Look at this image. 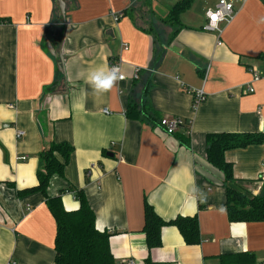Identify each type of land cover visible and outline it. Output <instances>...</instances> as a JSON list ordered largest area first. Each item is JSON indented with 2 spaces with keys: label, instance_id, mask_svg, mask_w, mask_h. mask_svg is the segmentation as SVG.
Masks as SVG:
<instances>
[{
  "label": "crops",
  "instance_id": "1",
  "mask_svg": "<svg viewBox=\"0 0 264 264\" xmlns=\"http://www.w3.org/2000/svg\"><path fill=\"white\" fill-rule=\"evenodd\" d=\"M236 1L216 44V33L202 29L206 9L195 12L193 2L172 37L173 27L158 18L173 4L155 0L149 20L136 14L137 0H64V17L56 0H0V264H57L44 197L18 194L36 185L39 152L50 141L73 151L47 193L84 194L96 228L111 233L116 264H141L148 255L154 264H217L219 255L238 252L252 253V264L264 261V221L230 222L221 176L205 162L208 133H264V76L252 81L251 73L264 74V0ZM116 59L125 79L95 95L88 72ZM202 86L206 97L192 109L189 89ZM146 87L159 116L189 123V148L157 123L127 118L128 101L141 103ZM224 156L242 192L264 189V142ZM61 200L67 210L79 206L70 191ZM145 202L164 220L196 215L200 242L186 244L166 225L160 246L149 250Z\"/></svg>",
  "mask_w": 264,
  "mask_h": 264
},
{
  "label": "trees",
  "instance_id": "2",
  "mask_svg": "<svg viewBox=\"0 0 264 264\" xmlns=\"http://www.w3.org/2000/svg\"><path fill=\"white\" fill-rule=\"evenodd\" d=\"M193 0H176L163 18H158L173 27L172 37L180 28V14L186 10ZM154 29V28H153ZM150 27L154 42H160L155 30ZM156 55L160 50H155ZM147 87L142 93L143 101L135 102L131 98L127 103L125 115L139 122L158 125L161 116L151 109L147 101ZM182 128V129H181ZM181 129V130H179ZM189 123L184 122L172 133L177 142L189 148ZM264 142V133H232L218 132L205 135V162L221 176L225 188V207L230 222L264 221V189L257 194L242 192L236 184L233 165L224 154L227 150L258 145ZM73 151L68 143L50 141L39 152V166L36 170L37 183L34 187L20 190L18 194L39 192L55 221L54 260L57 264H116L110 252L108 239L110 232L99 230L95 226V214L81 191L69 187L60 189L58 194L49 195L47 188L53 176H64V169ZM70 191L79 201V206L67 210L61 200L63 192ZM166 225H174L179 230L186 244H198L200 231L197 216L178 215L171 220L162 219L152 208L144 203L143 232L149 250L161 244V229ZM254 255L249 252L221 254L217 264H252ZM141 264H154L148 255Z\"/></svg>",
  "mask_w": 264,
  "mask_h": 264
},
{
  "label": "built area",
  "instance_id": "3",
  "mask_svg": "<svg viewBox=\"0 0 264 264\" xmlns=\"http://www.w3.org/2000/svg\"><path fill=\"white\" fill-rule=\"evenodd\" d=\"M242 1V0H241ZM236 12V9L234 7V0H217L214 8L210 9L208 8L206 10V17L207 21L205 24H203L202 29L207 30V31H214L216 33V44H221L220 40V35L223 29V25L228 24L234 17ZM215 13H219V16L217 17L216 21L214 22L212 20V15ZM122 15V13H116L114 14V18L117 19ZM223 24V25H222ZM122 48L126 49L127 45L125 43L122 44ZM112 66H116L120 72L121 71V61L119 59L112 60L109 63L108 68H111ZM139 68L135 67L133 69V74H132V79H135L138 77L139 73ZM252 81H258L264 74L261 72H258L256 69H252ZM123 74V73H122ZM124 75V74H123ZM125 77V75H124ZM125 79V78H124ZM122 79V80H124ZM191 95H192V102H191V108L195 109L196 106L201 103L205 97L206 93L204 91V87L200 88H192L189 89ZM247 91L248 92H253L254 88L252 86H247ZM107 112L106 110H104ZM185 121L182 118L179 117H168V116H163L160 118L158 125L163 128L166 134L171 135L178 126L183 124ZM23 134V131L17 130L16 131V136L19 137ZM24 159V157H22ZM128 264H135L134 260L129 259ZM260 264H264V261H262Z\"/></svg>",
  "mask_w": 264,
  "mask_h": 264
},
{
  "label": "clouds",
  "instance_id": "4",
  "mask_svg": "<svg viewBox=\"0 0 264 264\" xmlns=\"http://www.w3.org/2000/svg\"><path fill=\"white\" fill-rule=\"evenodd\" d=\"M212 16L218 17L219 13H215ZM213 21L215 22L216 20ZM124 78V75L116 66L111 68L99 67L88 72L86 82L90 85L95 95H102L111 91L117 82Z\"/></svg>",
  "mask_w": 264,
  "mask_h": 264
},
{
  "label": "rangeland",
  "instance_id": "5",
  "mask_svg": "<svg viewBox=\"0 0 264 264\" xmlns=\"http://www.w3.org/2000/svg\"><path fill=\"white\" fill-rule=\"evenodd\" d=\"M154 1V0H152ZM176 0H155V2L162 3V4H173ZM150 0H137V4L134 5V10L138 11V15L141 14V17L139 16L140 20H149L148 14L150 13ZM193 9L196 12H201V10H207L208 8L212 9L214 6H208L211 5L213 2H217V0H193ZM237 1L234 0V4H236ZM136 11V12H137Z\"/></svg>",
  "mask_w": 264,
  "mask_h": 264
},
{
  "label": "water",
  "instance_id": "6",
  "mask_svg": "<svg viewBox=\"0 0 264 264\" xmlns=\"http://www.w3.org/2000/svg\"><path fill=\"white\" fill-rule=\"evenodd\" d=\"M56 1L58 3V7H59V10H60L61 16L64 17V15H65V12H64V0H56ZM58 54H59V52H58ZM62 60H63V58L60 57V63H62ZM262 132H264V125H262Z\"/></svg>",
  "mask_w": 264,
  "mask_h": 264
},
{
  "label": "snow or ice",
  "instance_id": "7",
  "mask_svg": "<svg viewBox=\"0 0 264 264\" xmlns=\"http://www.w3.org/2000/svg\"><path fill=\"white\" fill-rule=\"evenodd\" d=\"M212 19H213V20H216V19H217V17H215V16H212Z\"/></svg>",
  "mask_w": 264,
  "mask_h": 264
}]
</instances>
